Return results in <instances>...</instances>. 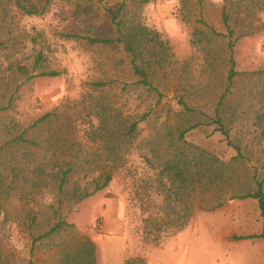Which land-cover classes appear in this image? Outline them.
Returning <instances> with one entry per match:
<instances>
[{
  "label": "rangeland",
  "instance_id": "obj_1",
  "mask_svg": "<svg viewBox=\"0 0 264 264\" xmlns=\"http://www.w3.org/2000/svg\"><path fill=\"white\" fill-rule=\"evenodd\" d=\"M15 1L0 0L2 261L60 264L65 250L81 239L95 245L98 264H123L126 252L157 246L177 233H158L152 221L146 222L162 217L163 203L152 181L142 182L147 172L138 166L137 156L155 149L165 160L172 158L178 140L168 132L179 126L188 131L187 142L227 163L239 155L225 182L193 192V205L211 210L254 192L255 174L264 178V141L255 126L264 106V12L248 20L229 8L230 27L236 30L232 41L242 31L249 32L234 47L238 75L227 93L230 40L222 21L225 0H150L141 9L127 1L129 17L138 15L162 33L175 56L164 69H146L149 91L122 45L89 41L118 37L109 11L115 12L124 0H29L39 11L31 16ZM50 72L59 76H41ZM96 82L105 84L100 95L109 104L132 116L150 115L140 124L127 167L115 172L107 188L77 203L74 188L92 191L93 171L105 161L100 143H92L86 134L89 95L96 97ZM217 115L228 136L219 131ZM102 208L113 211L107 221L110 230L104 229ZM58 223H63L61 229L48 235ZM157 236L160 242H154ZM195 247V264H213L226 254L204 234ZM227 253L229 263V257L237 264L251 260L243 249Z\"/></svg>",
  "mask_w": 264,
  "mask_h": 264
},
{
  "label": "trees",
  "instance_id": "obj_2",
  "mask_svg": "<svg viewBox=\"0 0 264 264\" xmlns=\"http://www.w3.org/2000/svg\"><path fill=\"white\" fill-rule=\"evenodd\" d=\"M50 1L46 0V3L48 4ZM127 1L138 7L134 9H141L150 2V0H124L115 12L109 11L118 37L111 40L89 39V41L91 43L122 45L125 53L130 58L133 71L140 78L141 84L150 91L152 88L148 81L146 69H164L166 66H170L174 62V52L169 40L162 33L144 24L138 15L133 14L129 17V11L126 9ZM15 6L28 16L39 13L36 5L29 3V0H16ZM234 7L239 17L253 20L259 13L264 12V0H225L222 21L228 30L227 36L230 40L228 43L230 71L227 93L233 84L234 78L238 75L235 71L234 47L238 40L249 32L242 31L235 41H232L236 30L230 27L232 16L229 13V8L233 9ZM201 22L206 25L203 20ZM209 29L213 32L211 27ZM192 43L195 42L192 41ZM41 76L54 78L59 75L50 72L43 73ZM104 86L105 84L102 82L93 84L94 88H98V92H96V97L89 95L92 107L90 106V127L86 134L92 143H100L101 153L105 157V161L93 171L92 191L84 190L81 192L79 186L74 188V197H76L77 203L107 188L113 181L115 172L127 167L133 145L141 133L140 124L146 121L150 115L149 112L140 117L132 116L129 113L126 114L116 104H109L106 97L100 95L101 88ZM159 103L160 100L157 101V104ZM255 119V126L259 129L260 139L264 141L263 105L259 108ZM94 120L97 125L94 124ZM216 122L219 124V131L221 130L225 136H228L225 128L221 126L222 121L218 115L216 116ZM182 128L179 126L175 131L168 132V135L174 138V141L178 140L174 144L172 158L165 160L160 157L155 149H150L144 153L142 151L137 156L140 160L138 166H143V170L147 172L146 181L142 180V182L151 183L150 181H152L156 195L162 198L163 206L160 208L162 217L146 220V222L152 221L151 224L157 229L158 233L164 230L179 232L186 228L193 211V192L205 184L217 185L225 182L232 170V163L239 157L237 155L229 163L223 161L215 154L187 142L185 134L188 131ZM148 171H154L153 175L149 174ZM253 181L254 192L248 193L242 198L257 201L263 219V231L259 238L264 239V178H260V175L256 173ZM222 205L223 203H219L215 208ZM62 225L63 223H58L48 235L60 230ZM43 238L44 236L35 240L33 246ZM161 240V237L157 236L154 242H160ZM0 264L6 263L0 258ZM60 264H98L97 248L92 242L79 239L73 247H68L65 250ZM125 264H145V260L133 258L127 260Z\"/></svg>",
  "mask_w": 264,
  "mask_h": 264
},
{
  "label": "crops",
  "instance_id": "obj_3",
  "mask_svg": "<svg viewBox=\"0 0 264 264\" xmlns=\"http://www.w3.org/2000/svg\"><path fill=\"white\" fill-rule=\"evenodd\" d=\"M102 209L100 215L107 218V222L111 219L113 211L110 208ZM106 224L104 229L110 230L108 222ZM122 224L121 221L118 227L121 232ZM262 231L263 219L254 199H235L205 211L195 204L186 228L165 238L157 246L126 252L122 261L125 264L127 260L142 258L145 264H195L193 257L197 256L196 239L204 234L220 253H226L224 258H217L213 264H237L231 263L230 257V263L226 261L230 249L239 253L243 249L250 255L249 264H264V239L259 238ZM180 239H187L188 242L182 243ZM161 252L167 257H160L158 254Z\"/></svg>",
  "mask_w": 264,
  "mask_h": 264
}]
</instances>
